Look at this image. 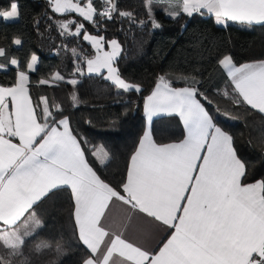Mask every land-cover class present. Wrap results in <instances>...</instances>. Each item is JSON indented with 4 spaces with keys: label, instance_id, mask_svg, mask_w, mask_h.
Wrapping results in <instances>:
<instances>
[{
    "label": "snow or ice",
    "instance_id": "snow-or-ice-1",
    "mask_svg": "<svg viewBox=\"0 0 264 264\" xmlns=\"http://www.w3.org/2000/svg\"><path fill=\"white\" fill-rule=\"evenodd\" d=\"M53 13L66 17L76 13L100 31L104 21L125 18L131 23L155 28L154 5L167 4L165 14L176 19L181 14L215 17L217 24L228 21L264 25V0H144L146 19L122 10L118 0H47ZM16 2L0 9L5 21L19 16ZM52 19V17H49ZM82 21H56L60 35L81 37L95 50L87 56L72 48L76 71L102 77L125 92H140L139 85L126 82L115 66L122 47L116 39L89 34ZM75 28L72 31V28ZM16 45L21 41L16 39ZM107 45L110 51L105 50ZM5 49L0 47V57ZM38 57L32 54L27 70L36 71ZM18 66V61L10 60ZM227 72L232 93L224 96L237 105H247L264 115V60L237 66L233 57L218 58ZM106 70V75L104 71ZM65 78L55 73L39 84ZM191 80V83H189ZM185 86L173 87L161 75L145 98L149 123L154 116L179 117L184 138L158 144L146 130L130 157L121 190L110 186L97 174L86 156L85 138L73 134L67 117L58 118L46 97L43 107L34 105L29 95V75L19 70L11 86H0V264H35L41 257L64 254L58 244L39 241L25 255L26 242L38 237L42 225L36 208L55 190L70 189L78 240L87 250L82 264H264V179L247 182L246 162L234 148V138L218 126L201 99L208 100L196 86L195 77H184ZM66 83L75 86L78 81ZM73 100L78 98L73 96ZM39 109V111H38ZM18 141V142H16ZM93 156L103 164L108 153ZM131 205L170 229L162 246L149 250L113 232L102 224L113 201Z\"/></svg>",
    "mask_w": 264,
    "mask_h": 264
},
{
    "label": "trees",
    "instance_id": "trees-1",
    "mask_svg": "<svg viewBox=\"0 0 264 264\" xmlns=\"http://www.w3.org/2000/svg\"><path fill=\"white\" fill-rule=\"evenodd\" d=\"M12 2L19 8V16L5 21L0 18V47L5 56L0 57V85L10 86L18 70H26L31 53L38 56L36 71L29 75V95L34 105L43 107L41 97H46L58 118L67 117L73 134L85 138L82 144L86 156L97 174L110 186L122 191L127 163L143 133V100L161 75L172 82V86H185L184 77H195L196 85L213 103L201 99L214 122L234 138L238 156L246 162V181L264 179V115L247 105H237L224 96L232 93L231 82L218 58L229 54L236 65L264 60V25H247L228 21L217 24L199 13L192 17L181 14L172 19L165 14L167 4L154 5L155 18L161 25L153 28L131 23L125 18L104 21L99 32L76 13L61 17L48 7L47 0H0V9L6 10ZM122 10L136 14L137 20L146 19L144 0H118ZM52 17V19H49ZM82 21L89 33L115 38L122 51L115 66L125 81L139 85L140 92L118 89L111 81L85 71L86 63L80 66L83 74L76 71L71 53L77 48L87 56L93 49L81 37L60 35L56 21L62 19ZM75 28L73 26L72 31ZM21 41L14 44V39ZM15 58L17 65H11ZM65 79L51 84H39L41 79H50L55 73ZM76 79L73 86L66 83ZM191 83V80H189ZM73 96L78 100L74 101ZM39 111V109H38ZM150 130L155 142L175 141L183 137V127L175 115H159L152 118ZM96 150L108 158L101 164L93 156ZM73 201L70 190L61 188L50 194L36 208L42 221L38 237L26 242L25 255L39 241L50 242L53 247H62L64 254L41 257L35 264H82L87 250L78 240L73 216ZM4 250L0 249V253Z\"/></svg>",
    "mask_w": 264,
    "mask_h": 264
},
{
    "label": "crops",
    "instance_id": "crops-1",
    "mask_svg": "<svg viewBox=\"0 0 264 264\" xmlns=\"http://www.w3.org/2000/svg\"><path fill=\"white\" fill-rule=\"evenodd\" d=\"M8 9H10V7ZM8 9H6V10H8ZM207 17L210 21L216 22L214 16L207 15ZM16 39L17 38H15L14 41ZM32 54H35V53L30 54L27 63L30 62V57ZM35 55H37V54H35ZM258 61H262V60L249 61V62H258ZM244 63H246V62H244ZM241 64H243V63H241ZM241 64H238L237 66H240ZM3 68H4V66L0 65V69H3ZM27 71L28 70L26 67L25 72H27ZM17 74H18V70L16 71L15 79L17 78ZM226 74H227V72H226ZM155 84H154L153 88L151 89V91L144 97V100H143V114H144V120H145L143 133L146 130H150V123H149L147 116L145 114V111H144V101H145V98L148 95H150L151 92L154 90ZM0 86H2V85H0ZM179 87H182V86H179ZM161 115H165V114H161ZM181 125L183 127L182 122H181ZM143 133L140 136L139 140L142 138ZM184 136H185V130L183 128V137L182 138L175 140V141H169V142H163V143L156 142V143H158V144L175 143V142L181 141L184 138ZM139 140H138V142H137V144L133 150V153L136 150V148L138 147ZM16 142H18V141H16ZM129 163H130V158H129V161L127 163V168L129 166ZM127 168H126V172H127ZM125 178H126V175H125ZM252 182H254V181H252ZM73 211H74V206H73ZM102 224H104L105 227H108L113 232H122L125 239H127L133 243H137L141 247L147 248L149 250L157 249L159 246H162V241H165V238L168 236V233L170 231H172L170 229H166V226H162V225H158L157 223H153L151 218L147 217L143 213H140L138 210L133 209L131 207V205H125V204H123V202L117 201L115 199H113V201L109 204V207L105 212V217L102 219ZM77 235H78V233H77Z\"/></svg>",
    "mask_w": 264,
    "mask_h": 264
},
{
    "label": "rangeland",
    "instance_id": "rangeland-1",
    "mask_svg": "<svg viewBox=\"0 0 264 264\" xmlns=\"http://www.w3.org/2000/svg\"><path fill=\"white\" fill-rule=\"evenodd\" d=\"M89 33V32H88ZM89 34H92V35H100V34H94V33H89ZM111 39H115V38H108V39H106V40H111ZM117 40V39H116ZM105 50L106 51H110V48H108L107 47V45L105 46ZM94 54H95V50L93 49V53H92V55L91 56H94ZM90 56V57H91ZM85 71L87 72V66L85 65ZM107 73H106V70L104 71V75H106ZM127 82V81H126ZM130 83V82H129ZM133 84V83H132Z\"/></svg>",
    "mask_w": 264,
    "mask_h": 264
}]
</instances>
